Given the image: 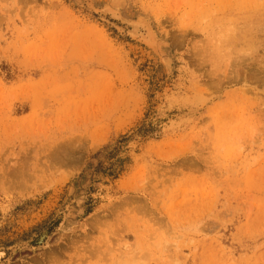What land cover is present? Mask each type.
Returning a JSON list of instances; mask_svg holds the SVG:
<instances>
[{
  "label": "rangeland",
  "instance_id": "obj_1",
  "mask_svg": "<svg viewBox=\"0 0 264 264\" xmlns=\"http://www.w3.org/2000/svg\"><path fill=\"white\" fill-rule=\"evenodd\" d=\"M0 250L264 264V0H0Z\"/></svg>",
  "mask_w": 264,
  "mask_h": 264
},
{
  "label": "water",
  "instance_id": "obj_2",
  "mask_svg": "<svg viewBox=\"0 0 264 264\" xmlns=\"http://www.w3.org/2000/svg\"><path fill=\"white\" fill-rule=\"evenodd\" d=\"M6 252L3 250H0V261L5 257Z\"/></svg>",
  "mask_w": 264,
  "mask_h": 264
},
{
  "label": "bare ground",
  "instance_id": "obj_3",
  "mask_svg": "<svg viewBox=\"0 0 264 264\" xmlns=\"http://www.w3.org/2000/svg\"><path fill=\"white\" fill-rule=\"evenodd\" d=\"M104 11V10H103ZM107 11V10H106ZM134 28V27H133ZM133 30H135V29H133ZM128 32V31H127ZM141 33V32H140ZM130 34V33H129ZM143 40V39H142ZM125 263V262H124ZM128 264V263H127Z\"/></svg>",
  "mask_w": 264,
  "mask_h": 264
}]
</instances>
